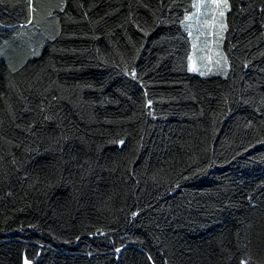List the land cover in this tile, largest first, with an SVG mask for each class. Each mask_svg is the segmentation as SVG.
<instances>
[{
	"label": "trees",
	"instance_id": "trees-1",
	"mask_svg": "<svg viewBox=\"0 0 264 264\" xmlns=\"http://www.w3.org/2000/svg\"><path fill=\"white\" fill-rule=\"evenodd\" d=\"M227 3L195 72L196 0H0V264H264V0Z\"/></svg>",
	"mask_w": 264,
	"mask_h": 264
},
{
	"label": "rangeland",
	"instance_id": "rangeland-1",
	"mask_svg": "<svg viewBox=\"0 0 264 264\" xmlns=\"http://www.w3.org/2000/svg\"><path fill=\"white\" fill-rule=\"evenodd\" d=\"M197 1V12H202L206 8L207 12H210V16H203L204 21H206L207 25L212 28V39L209 43L210 50L206 52L204 57H200L199 55H192L190 59V68H194L195 72H205L210 68L209 63L214 61L216 65L219 67L223 66V55L221 51V25L223 24L222 18L219 16V11L225 10L222 7H217L212 3V0H196ZM191 14L188 15L190 18ZM203 59V60H202ZM215 65V66H216ZM215 68V67H214Z\"/></svg>",
	"mask_w": 264,
	"mask_h": 264
},
{
	"label": "snow or ice",
	"instance_id": "snow-or-ice-1",
	"mask_svg": "<svg viewBox=\"0 0 264 264\" xmlns=\"http://www.w3.org/2000/svg\"><path fill=\"white\" fill-rule=\"evenodd\" d=\"M212 3L214 4V5H216L218 8L219 7H222L224 10H227L228 8H229V5H228V3H227V0H212ZM63 9H61V11H62ZM224 15H225V12L224 11H219V16L221 17V18H223L224 17ZM221 28H222V30H226V25H221ZM189 35H191V33H189ZM190 71H194L195 69L194 68H190L189 69ZM132 75L133 76H135V72H133L132 73ZM151 104V102L149 101V105ZM121 143H123V142H121ZM116 251L117 252H119L120 251V249H116ZM25 264H28V261L27 260H25ZM242 264H247V262H242Z\"/></svg>",
	"mask_w": 264,
	"mask_h": 264
}]
</instances>
